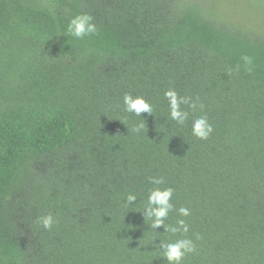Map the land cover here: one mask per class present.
I'll return each instance as SVG.
<instances>
[{"label":"trees","instance_id":"obj_1","mask_svg":"<svg viewBox=\"0 0 264 264\" xmlns=\"http://www.w3.org/2000/svg\"><path fill=\"white\" fill-rule=\"evenodd\" d=\"M82 13L97 32L77 40ZM169 88L196 102L183 127ZM125 93L156 111L124 113ZM149 177L197 245L183 264H264V0H0V264H167L182 237L146 219Z\"/></svg>","mask_w":264,"mask_h":264},{"label":"clouds","instance_id":"obj_2","mask_svg":"<svg viewBox=\"0 0 264 264\" xmlns=\"http://www.w3.org/2000/svg\"><path fill=\"white\" fill-rule=\"evenodd\" d=\"M97 32V26L93 22V17L87 13L77 14L72 17L66 28V35L77 40L90 37ZM242 64H237L234 69H230V74H235L241 71V68L249 74L253 71V58L248 55L241 57ZM164 100L168 105V115L170 120L175 121L181 127L185 126L189 119V112L184 110L183 105H187L191 109H196V102L190 96H181L174 88H169L164 92ZM156 111V106L145 99L144 96L133 97L130 93H125L123 96V112L135 117H141L142 114H153ZM136 124L131 130L136 134L144 131L145 126L142 120ZM215 129L210 123L207 116H199L192 120L191 134L196 139L207 141L214 133ZM149 182L156 187L148 191L147 202L143 210L146 212V219L150 221L152 229L164 228L165 233L172 235L180 234L182 238L174 241L161 240L159 245V254L167 264H183L185 257L197 253V245L193 239L187 238L186 234L189 231V226L185 219L176 220L175 226L166 224L165 221L169 218V214L174 210L172 200L174 189L171 187L161 188L160 185L165 183L163 177H149ZM137 194L127 193L122 206L128 208L134 205L137 201ZM180 217L187 218L191 215L190 209L180 207L178 210ZM59 223V220L52 214L41 215L36 219V224L44 230L51 231L53 227ZM196 239L200 237L197 235Z\"/></svg>","mask_w":264,"mask_h":264}]
</instances>
